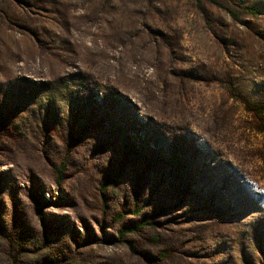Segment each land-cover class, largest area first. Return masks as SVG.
Segmentation results:
<instances>
[{
  "label": "rangeland",
  "instance_id": "374dc122",
  "mask_svg": "<svg viewBox=\"0 0 264 264\" xmlns=\"http://www.w3.org/2000/svg\"><path fill=\"white\" fill-rule=\"evenodd\" d=\"M0 264H264V0H0Z\"/></svg>",
  "mask_w": 264,
  "mask_h": 264
}]
</instances>
